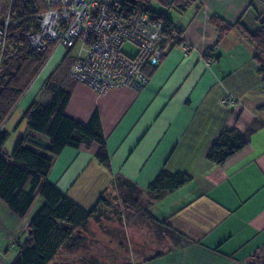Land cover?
Here are the masks:
<instances>
[{"label":"crops","instance_id":"obj_1","mask_svg":"<svg viewBox=\"0 0 264 264\" xmlns=\"http://www.w3.org/2000/svg\"><path fill=\"white\" fill-rule=\"evenodd\" d=\"M173 11L187 49H168L142 90L98 94L83 82L63 81L71 93L69 117L87 123L99 115L109 167L96 159V143L65 147L47 180L89 210L100 196L114 194L121 177L144 190L161 169L187 173L189 182L142 207L138 226L151 238L137 242L130 264H249L248 257L264 249V80L253 59L255 46L237 29L218 42L211 19L257 30L264 25V0H197ZM62 54L51 57L35 77L39 82L23 93V112L40 96ZM22 124L13 127L15 141L28 136L49 142L27 126L19 133ZM227 126L249 132V141L223 162H212L207 151ZM43 203L36 194L19 216L0 199V264L17 257Z\"/></svg>","mask_w":264,"mask_h":264},{"label":"trees","instance_id":"obj_2","mask_svg":"<svg viewBox=\"0 0 264 264\" xmlns=\"http://www.w3.org/2000/svg\"><path fill=\"white\" fill-rule=\"evenodd\" d=\"M196 1L111 0L110 10L121 19L128 18L136 7L145 8L152 13L160 10L159 17L166 24L176 25V32L180 35L168 46L170 36L164 31L167 34L163 43V47H166L165 55L170 48L184 46L182 29L176 19L170 16V11L186 10ZM43 9V0H11L9 7L4 9L5 12H0L3 15L9 10L10 18L17 21V24H11L7 28L5 56L0 64V83L4 74L12 66L15 67L0 88V199L19 216L27 214L36 194L44 201L31 219L28 236L19 245V253L10 264H48L61 248L83 239L84 235L81 233H84L88 221L96 215L100 204L110 205L107 198L100 196L89 210H84L47 180L56 158L65 147L79 148L81 145L96 143L99 146L96 159L109 167V153L99 115L94 113L87 123H82L65 113L71 93L63 81L67 77L75 80L68 71L75 58L72 52L76 46L65 48V55L44 82L40 97L32 101L22 115L26 119L27 128L45 135L49 142L34 141L28 136L20 137L10 155L3 151L9 134L3 128L4 122L57 44L50 41L46 49L40 51L30 46L28 36L38 29L39 12ZM211 24L216 29L218 42L233 29L247 37L256 48L253 59L264 80V25L251 31L240 22L229 25L217 16L212 17ZM157 67L158 65L145 66L143 72L150 77ZM44 95H50L47 101H43ZM248 137L249 132L242 133L235 127H225L208 149L207 158L215 163L223 162L246 145ZM190 180L191 176L187 173H172L161 169L144 190L127 178L121 177L117 181L126 190L123 197L135 203L138 199L145 198L149 203ZM258 250L262 249L255 252Z\"/></svg>","mask_w":264,"mask_h":264},{"label":"built area","instance_id":"obj_3","mask_svg":"<svg viewBox=\"0 0 264 264\" xmlns=\"http://www.w3.org/2000/svg\"><path fill=\"white\" fill-rule=\"evenodd\" d=\"M39 27L29 34L32 49L45 50L55 41L64 48L81 45L69 67V75L103 94L110 89L129 87L140 91L149 77L145 66L161 62L166 47L180 35L176 25L166 24L160 10L150 12L136 7L128 18H119L110 10L111 0H43ZM17 24L9 10L0 14V64L5 54L7 28ZM167 32V34L164 33ZM90 42V43H89ZM187 49V46H183ZM247 262L264 264V249L251 254Z\"/></svg>","mask_w":264,"mask_h":264},{"label":"rangeland","instance_id":"obj_4","mask_svg":"<svg viewBox=\"0 0 264 264\" xmlns=\"http://www.w3.org/2000/svg\"><path fill=\"white\" fill-rule=\"evenodd\" d=\"M10 2L11 0H0L1 13L5 12L4 9L9 7ZM174 13L175 12L171 10L170 15ZM56 45L44 63V67L51 57H55V55L61 52V49L63 50L61 59L65 55L67 50L62 46L59 47L60 45ZM80 48L81 45L78 44L74 48L72 54L77 56L81 53L83 55ZM14 70L15 67L12 66V68L4 74L1 79L0 88L1 85L8 80L9 73ZM33 82L37 84L39 81H36L35 78ZM49 97L50 95H44L43 101H47ZM24 98L27 99L28 95H23L19 102L24 101ZM19 102L17 104L18 107L16 106L18 109H14L15 113L12 119L9 123L5 121L3 124L4 130L9 133L3 145V151L9 155L16 143L14 140V125L20 123L21 120L23 121L22 127L18 131L19 133H22L23 128L27 126L26 119L22 118L24 112ZM124 191L126 190L122 189L119 181H117L114 194H109L107 198L110 205H99L96 215L88 221L84 229L83 239L73 245L64 246L58 256L54 257L48 264H130L131 262H136V259H134V249L135 246L138 245L137 242L144 243L151 238H149L147 229L144 228L145 226H138V219L140 215H142V207L147 204L148 201L145 198L144 200L138 199L136 204L133 200L131 201L123 197Z\"/></svg>","mask_w":264,"mask_h":264}]
</instances>
